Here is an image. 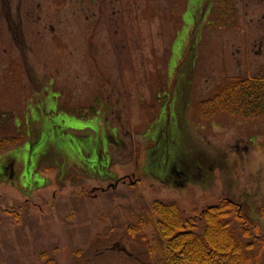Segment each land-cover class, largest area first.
Here are the masks:
<instances>
[{
	"label": "rangeland",
	"instance_id": "obj_1",
	"mask_svg": "<svg viewBox=\"0 0 264 264\" xmlns=\"http://www.w3.org/2000/svg\"><path fill=\"white\" fill-rule=\"evenodd\" d=\"M36 1L0 0V116L24 136L0 155V264H42L45 252L57 264H147L148 239L126 229L155 201L198 232L222 199L264 228V120L198 110L230 79L264 74L257 5L253 21L241 6L239 22L218 25L214 0L205 11L189 0L179 27L167 0H128L127 22L109 30L68 0ZM194 150L215 163L207 182Z\"/></svg>",
	"mask_w": 264,
	"mask_h": 264
},
{
	"label": "trees",
	"instance_id": "obj_2",
	"mask_svg": "<svg viewBox=\"0 0 264 264\" xmlns=\"http://www.w3.org/2000/svg\"><path fill=\"white\" fill-rule=\"evenodd\" d=\"M217 24L226 22L218 21ZM198 110L202 120L217 114L244 120H264V74L230 79L216 94L200 102ZM4 122L6 119L2 114L0 155L17 148L24 140L21 133L6 132ZM193 155V165L197 159L200 167L207 171L208 176L203 179L207 182L215 169L214 161L202 151L194 150ZM8 166L10 169L11 163ZM176 170L173 167L170 172ZM143 171L152 176L148 168ZM192 174V180L197 183V174ZM174 184L183 186L184 183ZM132 216L134 223L128 225L126 234L131 239H148L149 242L144 243V261L147 264H264V228L235 209L232 200L222 199L217 205L206 208L203 211L204 226L199 232L193 221L184 218L174 203L155 201L147 211L140 209ZM39 258L42 264H57L47 252Z\"/></svg>",
	"mask_w": 264,
	"mask_h": 264
},
{
	"label": "flooded vegetation",
	"instance_id": "obj_3",
	"mask_svg": "<svg viewBox=\"0 0 264 264\" xmlns=\"http://www.w3.org/2000/svg\"><path fill=\"white\" fill-rule=\"evenodd\" d=\"M12 1H23V0H12ZM25 3H29L31 0H24ZM42 0H37L36 7L41 9ZM153 7L158 9L163 5H160L159 0H152ZM164 2V0H161ZM194 5L197 4V8L200 10L208 9V1L207 0H194ZM167 7L171 9L170 17H173L174 20L177 21L179 27L182 25V19L185 15L183 9L188 5L189 0H167ZM66 5L75 7L77 12V18H84L87 23L98 22L102 19V21L106 24L109 30L112 29L113 24L121 28L122 25H125L127 22V5L128 0H68L64 2ZM260 8V17L261 21L264 22V0H214L213 5L210 8V17L212 23H217L218 21H224L226 23H236L239 22L240 12L239 9L243 6L246 11L244 22L253 21L254 18L250 16L255 6ZM182 9V12L179 11ZM198 10V11H199ZM41 18V15L38 16ZM38 17L30 16L25 17L22 22L26 19L30 22L33 20H37ZM33 18V19H32ZM39 18V19H40ZM198 14L195 13L193 15V19L197 22L208 21V14L205 21H201L198 19ZM178 32V31H177ZM116 33V32H115ZM190 35V34H189ZM190 37V36H188ZM191 38V37H190ZM10 173L14 172L12 168L9 169Z\"/></svg>",
	"mask_w": 264,
	"mask_h": 264
}]
</instances>
